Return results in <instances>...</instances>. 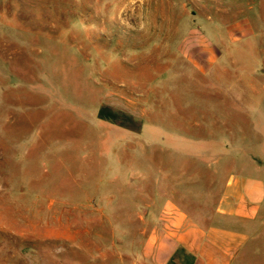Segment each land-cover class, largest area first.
Segmentation results:
<instances>
[{
	"label": "rangeland",
	"instance_id": "rangeland-1",
	"mask_svg": "<svg viewBox=\"0 0 264 264\" xmlns=\"http://www.w3.org/2000/svg\"><path fill=\"white\" fill-rule=\"evenodd\" d=\"M242 18L252 31L231 36L246 38L195 72L189 32ZM219 73L261 94L249 78L264 82V0H0V264H97L109 223L138 232L141 190L208 212L213 197L196 195L220 183L170 164L188 156L172 149V114L187 125L189 96L219 100ZM227 104L229 123L246 124Z\"/></svg>",
	"mask_w": 264,
	"mask_h": 264
},
{
	"label": "crops",
	"instance_id": "crops-1",
	"mask_svg": "<svg viewBox=\"0 0 264 264\" xmlns=\"http://www.w3.org/2000/svg\"><path fill=\"white\" fill-rule=\"evenodd\" d=\"M245 21L242 18L230 28L223 26L221 32L218 27L209 26L215 32L212 36L195 26L189 32L192 41L186 54L193 70L200 75L215 71L217 55L225 47L222 43L232 46L246 38L232 37L233 28L238 31L249 27L252 31ZM215 30H219L218 35ZM219 74L220 78L215 81L230 86L226 90L220 88L215 95L219 100L189 96L188 102H193L189 108L193 106L194 110L189 111L192 116L187 125L182 124L179 112L172 114V149L178 154L187 150L188 156L173 158L170 164L202 167L209 181L214 178L220 183L216 194L196 195L205 199L213 197L208 202V212L192 216L175 200L173 190L165 196H160L157 190H141L140 197L147 200L140 208L138 232L132 235L125 232L129 225L109 223L111 243L107 249L97 248V264H258L264 261V82L249 78L262 92L246 97L237 87L242 78L233 79L229 84ZM244 101L257 104L243 109L240 103ZM228 102L233 104L230 108L237 118L246 119V124L229 123ZM152 165H163V162L146 163V166ZM160 175L143 171L140 176L141 181H148L150 177L158 182ZM206 204L204 201L203 208Z\"/></svg>",
	"mask_w": 264,
	"mask_h": 264
}]
</instances>
